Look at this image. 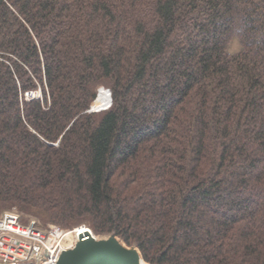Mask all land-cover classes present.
I'll use <instances>...</instances> for the list:
<instances>
[{"label":"trees","instance_id":"obj_1","mask_svg":"<svg viewBox=\"0 0 264 264\" xmlns=\"http://www.w3.org/2000/svg\"><path fill=\"white\" fill-rule=\"evenodd\" d=\"M13 205L150 264H264V0H0Z\"/></svg>","mask_w":264,"mask_h":264},{"label":"built area","instance_id":"obj_2","mask_svg":"<svg viewBox=\"0 0 264 264\" xmlns=\"http://www.w3.org/2000/svg\"><path fill=\"white\" fill-rule=\"evenodd\" d=\"M33 95L34 91L24 93L26 98ZM93 102L87 110H101ZM110 103L108 90V100L102 109L109 107ZM81 226L84 225L65 231L51 223L42 228L34 221L24 225L20 223L16 211L6 210L0 215V264H56L59 252L74 244ZM68 234L70 236L66 239Z\"/></svg>","mask_w":264,"mask_h":264},{"label":"water","instance_id":"obj_3","mask_svg":"<svg viewBox=\"0 0 264 264\" xmlns=\"http://www.w3.org/2000/svg\"><path fill=\"white\" fill-rule=\"evenodd\" d=\"M142 259L136 245H127L114 232L97 236L85 231L61 249L56 264H141Z\"/></svg>","mask_w":264,"mask_h":264},{"label":"rangeland","instance_id":"obj_4","mask_svg":"<svg viewBox=\"0 0 264 264\" xmlns=\"http://www.w3.org/2000/svg\"><path fill=\"white\" fill-rule=\"evenodd\" d=\"M240 48V46H239V43H238V41H237V39L234 37L233 39H232V41L230 42V44H229V50L230 51H236V50H238ZM100 86H104V84H99V86L97 87V89L98 88H100ZM109 85H107V86H104V87H107V88H109L108 87ZM97 89H96V92H97ZM109 90H110V93H111V89L109 88ZM28 91H34V95L33 96H31V97H28V98H26L25 96H24V98L25 99H33V98H40L41 97V92H40V90H39V87H37L36 89H33V90H28ZM25 93V92H24ZM8 211V210H14V211H16L17 213H18V217H19V220H20V223H22V224H24V225H26L27 223H29L30 221H34V223H35V225H38L39 227H46V225L47 224H49V223H51V224H53V225H57L60 229H62V230H71V229H74V228H76V227H78V226H80V225H84V226H86V227H88L86 224H79V225H74V226H72V227H66V226H60L59 224H57V223H54V222H50V221H48V222H43L41 219H40V217H38V216H36V215H33V214H28V213H23V212H21V211H19L14 205L13 206H10V207H8V208H5L4 210H2L1 212H0V215L4 212V211ZM89 228V227H88ZM90 229V228H89ZM95 235V234H94ZM104 235H107V234H104ZM104 235H101V236H104ZM97 236H100V235H97ZM145 261V260H144ZM146 262V261H145ZM148 263V262H147ZM148 264H150V263H148Z\"/></svg>","mask_w":264,"mask_h":264},{"label":"bare ground","instance_id":"obj_5","mask_svg":"<svg viewBox=\"0 0 264 264\" xmlns=\"http://www.w3.org/2000/svg\"><path fill=\"white\" fill-rule=\"evenodd\" d=\"M107 100H108V90H106L104 87H100L98 95L95 97L93 104L95 105L96 108L102 109L105 106ZM79 229L80 230L77 231V237L79 234H85V231H91L86 226H81V228ZM68 236H70V234L66 235L65 238L67 239ZM141 264H148V263L145 262L144 259H142Z\"/></svg>","mask_w":264,"mask_h":264}]
</instances>
